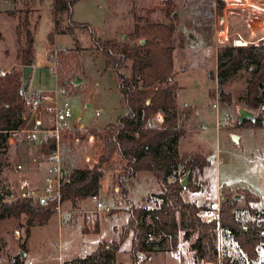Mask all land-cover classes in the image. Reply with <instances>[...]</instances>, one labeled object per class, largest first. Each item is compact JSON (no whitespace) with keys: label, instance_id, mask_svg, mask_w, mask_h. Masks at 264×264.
<instances>
[{"label":"rangeland","instance_id":"374dc122","mask_svg":"<svg viewBox=\"0 0 264 264\" xmlns=\"http://www.w3.org/2000/svg\"><path fill=\"white\" fill-rule=\"evenodd\" d=\"M39 1L41 7L34 14L36 18L39 16V21L34 33L33 72L23 92L26 113L8 146L2 144L0 148V200L5 202L22 199L20 183L24 180L43 185L45 176H53L48 170L56 164L55 157H58L62 174L93 167L98 148L85 131L115 123L126 112L120 102L119 75L114 70L105 69L102 55L75 48L73 38L79 40L81 48L90 47L89 33L77 29L73 37L56 36L53 44H49L47 36L52 29L50 0ZM167 2L177 17L173 59L178 86L176 102L182 111L187 106L191 108V118L179 141L178 152L181 156L201 155L209 160L203 172L192 179L201 190L191 192L185 189L182 197L203 208L200 213L203 220L217 216L223 195L228 193L232 199L239 196L237 206L243 207V190L246 188L259 197V203L254 206L264 208V128H235L238 109L241 108L237 101L245 91L249 72L242 71L237 81L223 89L230 96L231 105L219 100L217 80L211 76L216 70V57L221 47L232 45L234 40L250 45L251 35L242 29L245 26L243 20L256 16V13L264 15V0H221V4L219 0H78L72 7V21L89 25L100 38L118 44H132L137 41L138 28L144 25L145 18L169 23L163 12ZM20 8L0 0V73L8 74L13 70L21 73L22 67L15 59L17 43L14 33L21 15H5ZM237 14L246 17L235 19ZM226 20L228 31L221 32ZM60 54H64L63 60ZM12 61L16 65L6 71ZM127 67L130 68V63ZM119 72L124 76L128 73L126 69ZM76 76L82 82L72 86L71 81ZM65 79L69 83L63 88L61 84ZM58 88L63 90V95L58 98L60 103H66L71 110V128L61 130L58 135H49L44 131L54 127L52 117L44 110L32 111L29 101ZM195 110L198 115L194 114ZM253 114L258 115L257 112ZM216 121H222L221 125L215 127ZM22 131H38V139L32 142ZM232 136L238 139L237 143ZM50 138L55 139L56 151L50 155L42 154L41 147ZM116 165V162L110 165L99 181L97 197L100 208L91 200L92 196L81 201L76 208L64 202L46 225L32 228L27 238L24 218L7 220L12 221L11 226H3L1 222L0 264H71L73 260L92 253L102 242L118 241L128 217V208L157 207L159 200L156 196L160 188L150 173L139 172L133 184L125 186L128 189L125 199L123 187L116 181ZM188 181L189 175L187 187ZM41 187L37 194H42ZM96 226L99 229L97 234L94 233ZM193 239L184 242L180 237L175 248L165 246L164 252L151 254L148 259L142 255L140 260L137 254L136 263L198 264L190 249ZM220 243L218 239L217 245ZM225 244L229 246L228 241ZM129 250L130 239L121 245L116 264H134ZM228 250L231 258L241 263L242 257ZM20 252L24 253L23 257ZM261 258L264 259V251Z\"/></svg>","mask_w":264,"mask_h":264},{"label":"trees","instance_id":"16d2710c","mask_svg":"<svg viewBox=\"0 0 264 264\" xmlns=\"http://www.w3.org/2000/svg\"><path fill=\"white\" fill-rule=\"evenodd\" d=\"M3 1L21 7L6 13L9 16L21 15L14 30L17 43L15 59L21 67L33 66L34 33L39 21V16L36 18L34 14L39 12L41 1ZM76 1L50 0L52 29L47 41L53 44L56 36L73 37L77 29L87 31L90 47L81 48L79 40L73 38L75 48L102 55L105 69L114 70L119 75L120 102L126 112L115 123L85 131L97 145V161L93 167L63 172L60 202L76 208L84 199L97 195L100 179L115 162L116 181L123 187L125 199L128 194L125 186L132 185L139 172L150 173L160 192L156 196L159 200L157 207L128 208V217L118 241L102 242L92 253L73 260L71 264H116L120 247L128 239L130 257L137 264V254L148 259L151 254L164 252L167 246L175 248L180 237L184 242L194 237L190 249L198 264H264L261 258L264 251V208L254 206L260 201L257 195L247 188L243 190V207H238L237 200L230 198L229 193L223 195L217 216L206 220L200 217L202 207L182 197L185 189L191 192L201 190L192 179L203 172L209 160L201 155L181 156L178 152L179 141L191 118V108L187 106L182 111L176 102L178 86L173 73V59L177 17L172 5L167 2L163 9L169 23L145 18L144 25L138 28L137 41L118 44L100 38L89 25L72 21V7ZM63 58L64 54H60V59ZM216 59V70L211 76L217 80L218 97L222 103L231 105L230 96L223 89L237 81L242 71L249 72L245 91L238 97L237 105L258 115L254 122L236 123L235 128H264V44L246 47L226 45L219 49ZM127 63H130V68ZM121 69H126L127 75L120 74ZM68 83L69 80L65 79L61 85L65 88ZM20 86V72L13 70L0 76V148L6 144L8 132L17 130L23 123L26 100L19 94ZM158 113L164 116L163 122L160 125L149 124ZM55 151V139H47L41 147V153L45 155ZM186 175H189V184L183 188L180 180ZM55 207L54 200L38 204L25 198L7 202L1 199L0 223L24 218L27 238L32 228L48 223ZM98 232L96 226L94 233ZM218 239L220 246L217 245ZM228 248L242 257L241 263L231 258Z\"/></svg>","mask_w":264,"mask_h":264},{"label":"built area","instance_id":"2783aa9c","mask_svg":"<svg viewBox=\"0 0 264 264\" xmlns=\"http://www.w3.org/2000/svg\"><path fill=\"white\" fill-rule=\"evenodd\" d=\"M217 34V32H215ZM0 75L4 76L5 73L1 72ZM61 95H63V90L58 88L54 92H45L44 94L39 95L36 98H32L29 101V105L32 108V111L37 112L39 110H44L48 113L54 122V127L51 130L44 131L47 134H55L58 135L61 130H69L71 128L70 118L72 117L71 110L69 106L65 103H60L58 99ZM164 116L161 113H158L154 116V118L149 122V124H158L160 125ZM218 125H221L219 122ZM20 128V127H19ZM19 128L15 131L8 132L6 138V146H8V142L12 138V134H15ZM22 133L26 134V138L30 141H35L38 139V131H22ZM10 143V142H9ZM56 160V164L53 165L48 172L53 174V176H45L44 184L41 187L42 194H37V189L31 186L28 181H23L20 183V188L23 190L21 194V198H25L31 200L33 203L38 204H46L49 200H54L56 202L55 210H60V186H61V168L58 165V157L54 158ZM43 182V181H42ZM91 199L97 202V208L101 207V203L98 202L97 195L92 196Z\"/></svg>","mask_w":264,"mask_h":264},{"label":"crops","instance_id":"0c3cea01","mask_svg":"<svg viewBox=\"0 0 264 264\" xmlns=\"http://www.w3.org/2000/svg\"><path fill=\"white\" fill-rule=\"evenodd\" d=\"M6 2H8V1H6ZM242 4H244V1L241 3V5ZM0 14H1V12H0ZM5 15H6V13H5ZM240 17L244 18L246 16H244L243 14H237V17H235V19H237V18L239 19ZM246 19L247 20H243L244 21L243 25H245V26H242V29L245 30V32H247L249 35H251V37H250L251 40H248V42L250 44H254V45H257L259 43H263L264 44V15L256 13V16H254V17H250L249 16ZM249 19L253 20L254 22L256 21V23L252 22ZM220 21H222V19H220ZM223 22H224L223 23L224 29L221 32L228 31V27H227L228 26V22H227V20L223 21ZM250 24H253L252 27H249ZM215 56H216V53H215ZM14 65H16L15 61L10 62V64L6 68V71H8V68H10V67L12 68ZM32 68H33V66H32ZM32 72H33V69H32ZM213 80H215V79H213ZM214 82L216 83V81H214ZM194 114L198 115L199 112H197L195 110ZM219 122L220 121H218V122L216 121L215 127L219 124ZM223 124H225V123H223ZM30 183L32 184V186L34 188H40L42 186L41 182H34V183L30 182ZM11 223H12V221H3L2 225L3 226H11Z\"/></svg>","mask_w":264,"mask_h":264},{"label":"water","instance_id":"95a60500","mask_svg":"<svg viewBox=\"0 0 264 264\" xmlns=\"http://www.w3.org/2000/svg\"><path fill=\"white\" fill-rule=\"evenodd\" d=\"M226 1V0H225ZM141 43L143 44V41H141ZM232 45L234 47H246L248 44L246 42H243L241 40H234ZM32 66H24L21 68V86L19 89V94L20 96H23V92L25 90V88L27 87L30 79H31V74H32ZM81 79L79 77H75V79L73 81H71V85L72 86H77L81 83ZM255 120V116L252 112H249L243 108H239L238 109V124H242L243 121H250V122H254ZM233 140L237 143L238 140L235 136H232ZM187 177L188 175L185 177V179L181 182V185L183 188L187 187ZM235 200H240L239 196L234 197ZM24 253L20 252V257H23ZM138 257H140V260L143 258L142 254H138Z\"/></svg>","mask_w":264,"mask_h":264}]
</instances>
